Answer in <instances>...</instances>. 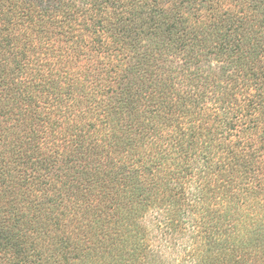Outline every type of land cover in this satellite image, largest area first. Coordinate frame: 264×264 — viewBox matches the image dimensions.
Instances as JSON below:
<instances>
[{"label":"trees","instance_id":"1","mask_svg":"<svg viewBox=\"0 0 264 264\" xmlns=\"http://www.w3.org/2000/svg\"><path fill=\"white\" fill-rule=\"evenodd\" d=\"M0 264H264V0H0Z\"/></svg>","mask_w":264,"mask_h":264}]
</instances>
